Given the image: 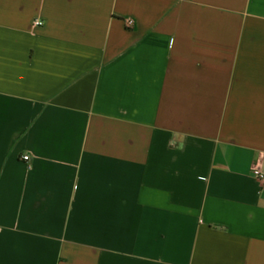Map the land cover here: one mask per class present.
I'll list each match as a JSON object with an SVG mask.
<instances>
[{
    "label": "crops",
    "instance_id": "crops-1",
    "mask_svg": "<svg viewBox=\"0 0 264 264\" xmlns=\"http://www.w3.org/2000/svg\"><path fill=\"white\" fill-rule=\"evenodd\" d=\"M254 166L264 0H0V264H264Z\"/></svg>",
    "mask_w": 264,
    "mask_h": 264
},
{
    "label": "built area",
    "instance_id": "built-area-1",
    "mask_svg": "<svg viewBox=\"0 0 264 264\" xmlns=\"http://www.w3.org/2000/svg\"><path fill=\"white\" fill-rule=\"evenodd\" d=\"M33 25H34L35 27H39V26H42V25H43V22H42L40 19H36V20L34 21ZM127 25H128L129 27H131V26L133 25V20H131V19H127ZM23 160L28 162V161L31 160V158H30L29 155H25V156L23 157ZM252 173H253V175H254L257 179H259V180H264V170H262L259 166H254L253 169H252Z\"/></svg>",
    "mask_w": 264,
    "mask_h": 264
}]
</instances>
